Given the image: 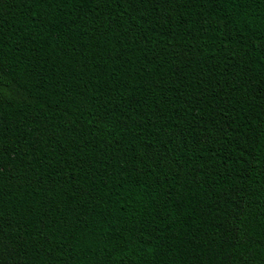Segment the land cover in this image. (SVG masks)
<instances>
[{
	"label": "trees",
	"instance_id": "trees-1",
	"mask_svg": "<svg viewBox=\"0 0 264 264\" xmlns=\"http://www.w3.org/2000/svg\"><path fill=\"white\" fill-rule=\"evenodd\" d=\"M0 264H264V0H0Z\"/></svg>",
	"mask_w": 264,
	"mask_h": 264
}]
</instances>
